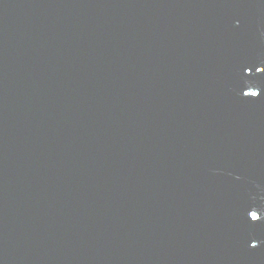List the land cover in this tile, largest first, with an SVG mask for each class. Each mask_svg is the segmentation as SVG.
Listing matches in <instances>:
<instances>
[{
    "label": "water",
    "instance_id": "95a60500",
    "mask_svg": "<svg viewBox=\"0 0 264 264\" xmlns=\"http://www.w3.org/2000/svg\"><path fill=\"white\" fill-rule=\"evenodd\" d=\"M0 264H264V0H0Z\"/></svg>",
    "mask_w": 264,
    "mask_h": 264
},
{
    "label": "snow or ice",
    "instance_id": "6c2138e0",
    "mask_svg": "<svg viewBox=\"0 0 264 264\" xmlns=\"http://www.w3.org/2000/svg\"><path fill=\"white\" fill-rule=\"evenodd\" d=\"M253 95H255V94H253ZM253 219H256V215L253 213Z\"/></svg>",
    "mask_w": 264,
    "mask_h": 264
}]
</instances>
